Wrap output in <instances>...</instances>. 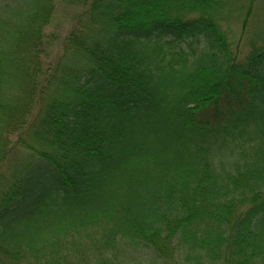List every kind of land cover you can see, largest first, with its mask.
<instances>
[{
  "label": "trees",
  "instance_id": "1",
  "mask_svg": "<svg viewBox=\"0 0 264 264\" xmlns=\"http://www.w3.org/2000/svg\"><path fill=\"white\" fill-rule=\"evenodd\" d=\"M14 1L0 264H264V40L238 60L222 0H64V36Z\"/></svg>",
  "mask_w": 264,
  "mask_h": 264
},
{
  "label": "rangeland",
  "instance_id": "2",
  "mask_svg": "<svg viewBox=\"0 0 264 264\" xmlns=\"http://www.w3.org/2000/svg\"><path fill=\"white\" fill-rule=\"evenodd\" d=\"M57 7H54L49 24L45 31L55 29L60 36H64L73 24V10L75 7H64V0H57ZM75 4V3H73ZM16 2L13 0H0V19H7V16L16 9ZM247 0H222V13L220 24L229 34V41L232 50L236 53L237 59H243L252 46H258L264 40V0H256L251 8H248ZM49 47V51L51 49ZM141 264L148 263L142 259Z\"/></svg>",
  "mask_w": 264,
  "mask_h": 264
}]
</instances>
